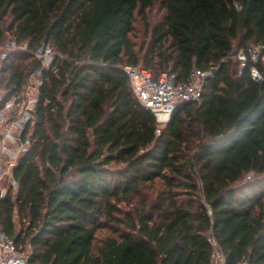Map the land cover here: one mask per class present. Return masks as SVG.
Here are the masks:
<instances>
[{"label":"trees","instance_id":"1","mask_svg":"<svg viewBox=\"0 0 264 264\" xmlns=\"http://www.w3.org/2000/svg\"><path fill=\"white\" fill-rule=\"evenodd\" d=\"M137 15L150 38L138 49ZM8 36L28 50L3 62L5 87L40 67L44 45L58 68L45 70L18 192L0 203L29 264H213L217 252L264 264V63L256 81L231 56L264 47V0H0ZM141 64L177 82L211 74L200 102L160 126L124 70Z\"/></svg>","mask_w":264,"mask_h":264},{"label":"built area","instance_id":"2","mask_svg":"<svg viewBox=\"0 0 264 264\" xmlns=\"http://www.w3.org/2000/svg\"><path fill=\"white\" fill-rule=\"evenodd\" d=\"M42 52L39 53V50ZM35 55L40 61V67L32 70L19 89L7 88L2 84L3 62L12 51H27V44H20L10 36L0 40V203L9 191L18 192L19 184L14 178L20 156L28 151L30 137L36 121V107L40 88L44 85L45 70L58 72L53 63L56 52L50 44L44 45ZM236 58L243 68L248 61L252 62L251 74L254 80L262 79V74L256 66L264 63V47L253 43L237 51ZM53 66V67H52ZM129 75L131 85L139 102L156 116L160 126L167 123L176 106L182 102H200L205 80L210 71L194 69L183 82H177L176 76L170 72H163L154 78L146 70L135 66L124 68ZM27 128H29L27 134ZM159 132V130H158ZM16 217V216H15ZM216 245V242L213 241ZM0 264H29L28 255L17 246L1 224L0 217ZM213 264H225V256L217 252Z\"/></svg>","mask_w":264,"mask_h":264},{"label":"rangeland","instance_id":"3","mask_svg":"<svg viewBox=\"0 0 264 264\" xmlns=\"http://www.w3.org/2000/svg\"><path fill=\"white\" fill-rule=\"evenodd\" d=\"M164 12L165 11L161 9L159 3H157L153 9H150L148 11V17L150 19L149 22L151 24H155L156 22L161 20V18L164 15ZM135 23H136V28H135L134 34L132 35V39H133V41L136 44V48L138 49V48L141 47V45H144V44L147 45L149 43V41H150V38H149V36L146 35L145 24L143 23V21H142V19H141V17L139 15H137ZM241 48L242 47H239L237 44H235L234 50L238 51ZM143 55H144V52H142L141 57ZM138 68L142 69V70H146L145 67L143 66V64L138 66ZM162 73H163V71H162ZM27 250H28V248H26V249L24 248V251H22V252H24V254L27 255L28 254V252H26Z\"/></svg>","mask_w":264,"mask_h":264},{"label":"water","instance_id":"4","mask_svg":"<svg viewBox=\"0 0 264 264\" xmlns=\"http://www.w3.org/2000/svg\"><path fill=\"white\" fill-rule=\"evenodd\" d=\"M41 52H42V49L39 50V53H41ZM236 55H237V50H233V51L231 52V56H232V57H236Z\"/></svg>","mask_w":264,"mask_h":264}]
</instances>
